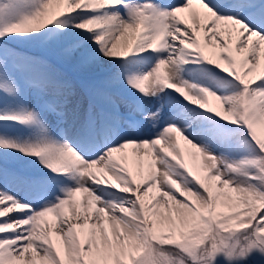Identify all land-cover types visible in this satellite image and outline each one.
<instances>
[{
	"label": "snow or ice",
	"instance_id": "1",
	"mask_svg": "<svg viewBox=\"0 0 264 264\" xmlns=\"http://www.w3.org/2000/svg\"><path fill=\"white\" fill-rule=\"evenodd\" d=\"M0 264H264V0H0Z\"/></svg>",
	"mask_w": 264,
	"mask_h": 264
}]
</instances>
